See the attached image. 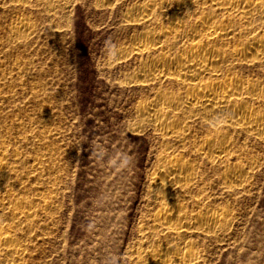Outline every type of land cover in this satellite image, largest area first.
Returning <instances> with one entry per match:
<instances>
[{"label": "rangeland", "instance_id": "rangeland-1", "mask_svg": "<svg viewBox=\"0 0 264 264\" xmlns=\"http://www.w3.org/2000/svg\"><path fill=\"white\" fill-rule=\"evenodd\" d=\"M162 1L0 0V166L12 171L0 177V196L24 197L30 202L20 207L34 213L15 225L6 213L16 206L5 203L0 229L15 228V243L26 248L21 264H110L113 257L116 264H135L136 253L170 238L152 232L162 203L193 216H226L213 233L190 229L186 240L200 253L199 264H264V125L255 133L219 129L199 117L188 120L187 109H170L185 119L171 124L183 133L175 139L141 116L157 96L186 92L169 80L148 81L141 66L156 57L133 49L179 12L176 0ZM144 2L154 7L143 26L132 19L135 5ZM189 4L193 11L182 13L186 25L206 11L203 0ZM258 17L239 29L262 35ZM234 32L224 50L251 45ZM162 44L165 57L178 55ZM230 73L257 89L245 106L264 123V62L237 63ZM213 133L227 144L219 158L202 154L210 149L203 140ZM173 155L194 178L185 185L166 176L176 184L160 193L153 178ZM229 172L236 185L224 178Z\"/></svg>", "mask_w": 264, "mask_h": 264}, {"label": "bare ground", "instance_id": "bare-ground-1", "mask_svg": "<svg viewBox=\"0 0 264 264\" xmlns=\"http://www.w3.org/2000/svg\"><path fill=\"white\" fill-rule=\"evenodd\" d=\"M157 3L163 4V1L159 0ZM189 5V0H176L174 6L179 12H176L175 16L170 18L168 25L157 32H151L150 35L149 33L144 35L143 38L137 39L134 44L133 49L135 51H145L146 53L150 51L149 53L156 57L152 65L146 63L141 66L140 72L148 81L169 80L181 86L182 90H186L183 95L178 96L179 98L167 97L162 94L157 96L155 100L141 109V116L166 138L180 139L183 137L182 131L171 125L183 124L185 120L170 115V109L178 108L189 111L190 114L186 117L188 120L192 117H199L211 127H214L212 121L219 116H224L223 123L218 124L215 128L227 127L234 130L239 129L246 133L259 131L264 125L262 119L256 118L257 113L245 106L246 99H255L256 88L243 82L237 76H233L230 71L237 63L251 64L255 60L264 62V33L255 35V33H250L243 27L239 29L240 24H250L255 16H259L264 21V2L261 0H203L206 11L202 9L203 11L199 13L198 18L186 25L187 22L183 19L182 13L192 10ZM153 7L152 3L147 2L138 6L135 5L133 11L135 18L132 19V22L144 26L152 18L151 11ZM219 13H225L227 17L225 15L226 18L224 17V19L221 16L223 18H221V21L218 16ZM217 16L220 19L219 22L216 20ZM234 31H237L238 36L249 41L252 46L248 45L249 47H247L245 43L239 45L240 42L234 47L229 45L231 49L224 50V46L228 44L229 35L234 34ZM164 41L168 42V50L177 48L179 50L178 55L173 58L165 57L163 55L165 46L162 44ZM222 71H226L227 74H223ZM205 76L213 78V81H205ZM220 136L213 133L212 136L206 137L203 140V146H210V149L204 150L202 154L211 157L213 153H216V157H221L227 144L225 140L220 139ZM4 154V150L0 151V156ZM183 167L182 161L174 155L162 161L160 174L155 175L153 178L154 186L157 187L160 193L171 190L176 184L167 181L169 179L165 180L166 176L173 177V179L185 185L194 178V174ZM11 173V170L0 166V177H11ZM224 178H229V183H235L236 176L229 172L224 174ZM234 183L233 185H236ZM29 202L24 197H16L11 194L0 196V207L5 203L17 207L8 208L9 210L6 213L15 225H20V223L26 221L27 217L34 214L31 208L25 210L23 206L20 207V205H28ZM183 211L178 205L162 203L152 219V232L153 234L159 232L170 238L168 241H164L161 248L145 249L136 253V255L134 253L135 257H132V263H200L198 262L200 253H196L191 243L186 240V237L190 234V229H199L203 234L213 233L221 228L227 219L225 220L226 216L224 217L218 213L198 212L193 216ZM15 231V228L0 229V263H2L4 257L10 259L9 264H21L20 262L23 260L26 248L19 243H15L17 241Z\"/></svg>", "mask_w": 264, "mask_h": 264}, {"label": "clouds", "instance_id": "clouds-1", "mask_svg": "<svg viewBox=\"0 0 264 264\" xmlns=\"http://www.w3.org/2000/svg\"><path fill=\"white\" fill-rule=\"evenodd\" d=\"M106 48L108 50V54L110 58H114L116 56V51H115V45L112 44L111 40H108L105 42ZM225 117L224 116H219L217 117L214 121H212V126H217L220 123H223ZM110 264H116V258L113 257L110 261Z\"/></svg>", "mask_w": 264, "mask_h": 264}]
</instances>
